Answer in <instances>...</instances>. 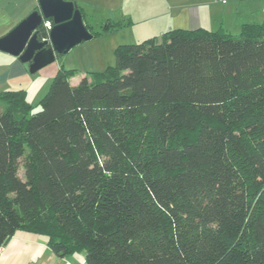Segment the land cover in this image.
<instances>
[{
	"label": "trees",
	"instance_id": "1",
	"mask_svg": "<svg viewBox=\"0 0 264 264\" xmlns=\"http://www.w3.org/2000/svg\"><path fill=\"white\" fill-rule=\"evenodd\" d=\"M115 56L75 85L62 65L39 110L0 91V246L25 230L88 264H264V21Z\"/></svg>",
	"mask_w": 264,
	"mask_h": 264
},
{
	"label": "rangeland",
	"instance_id": "2",
	"mask_svg": "<svg viewBox=\"0 0 264 264\" xmlns=\"http://www.w3.org/2000/svg\"><path fill=\"white\" fill-rule=\"evenodd\" d=\"M134 2L142 4L140 11L130 18L127 25L110 31H102L101 28V23L107 20L101 21L106 8L97 7L95 16L88 19L90 23L87 18L85 22L92 25L94 30L101 31V34L77 44L67 54L57 56L51 64L37 73H31L28 82L19 81L17 88L10 90L26 91L27 100L35 106L34 110H39L41 107L38 102L41 98H35L33 78L37 80L43 72L56 66L63 65L66 69H73L75 74L71 83L77 84L83 76L94 80L93 72L105 73L109 66H114L115 49L120 44L139 43L154 36H161L169 29H189L198 25L212 31L224 29L237 35L243 23L264 21V0H134ZM192 10L195 11L193 16ZM1 78L3 81L6 79L18 82V79L13 80L5 75ZM20 172L23 175V169Z\"/></svg>",
	"mask_w": 264,
	"mask_h": 264
},
{
	"label": "crops",
	"instance_id": "3",
	"mask_svg": "<svg viewBox=\"0 0 264 264\" xmlns=\"http://www.w3.org/2000/svg\"><path fill=\"white\" fill-rule=\"evenodd\" d=\"M73 1L77 2L79 7H83L87 20L95 16L97 7L100 8L101 6H104L106 11L102 16L103 19L101 21L108 18L117 20L125 19L128 21L130 18L132 19L133 15L140 11L142 5L138 2H134V0ZM36 6H38V3L35 0H0V37L13 29L32 10L36 9ZM193 14H195V11L192 10L191 15L193 16ZM197 27L200 26L198 25ZM61 66H56V68L43 72L37 80L33 78L32 84H35L33 89L35 91L34 94L36 95L35 98L38 97L40 99L43 97L49 88L50 81L53 80ZM0 74V91H3L17 88L19 81L28 82L31 72L28 63L22 62L18 56L0 50ZM3 75L13 80L18 79V82H12L11 80L6 79L3 81L1 78ZM73 78L74 77L70 79V82H72ZM0 264L88 263L86 261L85 252H75L65 257H61L53 251L48 244V240L43 235L25 230H18L15 234L9 236L3 244L0 255Z\"/></svg>",
	"mask_w": 264,
	"mask_h": 264
},
{
	"label": "water",
	"instance_id": "4",
	"mask_svg": "<svg viewBox=\"0 0 264 264\" xmlns=\"http://www.w3.org/2000/svg\"><path fill=\"white\" fill-rule=\"evenodd\" d=\"M51 21L48 38L40 36L45 21ZM81 8L73 0H38L32 10L7 34L0 37V50L29 64L31 73L67 54L74 46L91 40Z\"/></svg>",
	"mask_w": 264,
	"mask_h": 264
},
{
	"label": "built area",
	"instance_id": "5",
	"mask_svg": "<svg viewBox=\"0 0 264 264\" xmlns=\"http://www.w3.org/2000/svg\"><path fill=\"white\" fill-rule=\"evenodd\" d=\"M35 1L38 3V0H35ZM51 27H52V22L48 21V20L45 21V23L43 25V28L45 29V32H46L47 36H45L43 38H48ZM2 248H3V245L0 246V255H1V252H2Z\"/></svg>",
	"mask_w": 264,
	"mask_h": 264
}]
</instances>
